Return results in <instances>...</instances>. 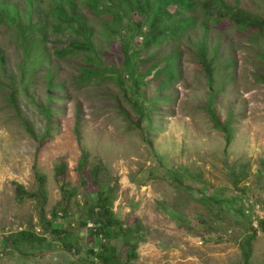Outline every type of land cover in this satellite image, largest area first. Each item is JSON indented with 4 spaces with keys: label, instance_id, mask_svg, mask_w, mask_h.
<instances>
[{
    "label": "rangeland",
    "instance_id": "1",
    "mask_svg": "<svg viewBox=\"0 0 264 264\" xmlns=\"http://www.w3.org/2000/svg\"><path fill=\"white\" fill-rule=\"evenodd\" d=\"M76 1L93 27L105 67H118V35L111 42L103 36L106 14L88 12ZM227 1L264 17V0ZM2 5L14 6L26 23V0H0V12ZM52 5L53 0H34L31 9V21L44 23L47 33L42 62L24 50L41 37L39 29H29L23 41L0 13V264H97L94 253L104 237L92 223H81L99 189L109 192L114 218L130 227L127 237L136 244L131 256L121 237L111 241L109 252L118 264H244L240 244L253 231L250 224L256 235L249 264H264V229L258 225L264 220V32L241 35L226 18L209 21L203 31L200 17L178 41H163L154 48L155 58L178 48L176 79L158 92L159 69L145 71V108L157 95L166 100L155 103L137 127L127 71L123 84L107 73L82 80V67L90 65L85 58L96 57L81 50L55 54L80 37L52 31ZM203 38L212 83L196 49ZM48 71L60 86L49 87ZM13 89L18 112L10 101ZM210 91L215 118L220 124L229 120V145L208 112ZM48 104L49 123L41 110ZM81 149L88 153L83 178L77 172ZM61 160L67 169L57 180L54 167ZM34 162L46 175L45 199L20 201L16 184L30 192L38 187ZM62 182L74 194L67 215L52 220ZM52 228L63 231L58 236ZM21 230L29 232L22 240Z\"/></svg>",
    "mask_w": 264,
    "mask_h": 264
},
{
    "label": "trees",
    "instance_id": "2",
    "mask_svg": "<svg viewBox=\"0 0 264 264\" xmlns=\"http://www.w3.org/2000/svg\"><path fill=\"white\" fill-rule=\"evenodd\" d=\"M30 10L25 13L26 23L22 24L20 21V15L14 6H1V15L7 20V22L17 29L18 36L20 38L25 37V34L29 29L38 28L41 32V37L31 41L29 45H25L24 50L27 52L32 51L35 58L42 62L45 59L44 46L41 43L45 41L47 33L45 31V24L38 23L35 26L31 21V9L34 0H26ZM39 2V0H36ZM86 11L91 13H103L106 14V20H102L103 23V36L108 41L115 39L114 35H118L120 41V48L118 50L120 65L117 67L114 64H110L105 67L104 60L98 53L94 42L92 41L93 27L89 24L88 16L78 10V2L76 0H53V5L49 7L50 13L53 15L54 22L51 23L52 31L55 33H63L65 30L76 37H80L78 41L68 43L63 48L55 49V54L64 55L67 52L81 50L87 55H93L95 58L87 56L85 58L88 65H94L97 60V66H85L82 67V73L80 79L86 80L94 75L105 78L107 73L108 78L114 80L118 84H123L124 75L123 72L129 73L130 91L133 97V108L137 114L135 119V125L141 127V121L145 117H149L150 112L155 110L153 106L159 101L166 100V97L157 95L153 100H149L152 104L145 108L147 99L144 98L143 92L140 90L143 79H145V71L147 73L152 69L158 70L160 75L157 79L156 91L160 92L167 85H169L174 79H176L177 61L180 57V51L178 48H173L168 54H165L161 59L156 60L155 56L157 51L154 48L158 47L163 41H178L180 37L188 30L189 27L195 26L200 17L203 20L200 21V25L203 31L207 29L209 21H220L226 18L231 25L237 27V30L244 35H248L250 32H264V17L258 16L247 9L239 6L238 3H232L227 0H80ZM79 1V2H80ZM65 3L70 7L69 12L66 10ZM172 5L173 8H170ZM85 12V11H84ZM125 22H122V19ZM120 29L126 30L123 33ZM141 38L139 46L135 48V40ZM23 40V38H22ZM24 41V40H23ZM198 50L199 60L203 68L205 69L207 78L210 83L212 79L210 74L212 67L206 57V43L205 39H201L196 46ZM215 55H212L214 59ZM163 61V62H161ZM4 56L0 51V68L3 67ZM47 78L49 80V87L60 86V84H52V72H47ZM145 83V82H144ZM17 90L13 89L10 93V101L18 112V106L16 101ZM214 91H210V98L208 101V112L211 114L212 119L216 127L224 131L226 145L232 140V133L229 128V120L220 124L214 116V111L210 108L213 102ZM49 100L54 99L51 95L48 96ZM144 107V108H143ZM48 123L52 114V109L48 104L45 107H41ZM49 131V128H48ZM77 133V130H76ZM47 133L44 134L42 139L47 137ZM78 142L79 137L77 138ZM88 164V153L86 150L81 149V162L77 166V172L81 178L84 177L85 169ZM264 166V161L262 162ZM67 164L61 160L54 167V176L57 180H61L65 175ZM33 170L35 177L38 181V187L36 191L30 192L25 190L21 185L16 184L15 191L18 200L25 198H33L39 202H43L45 199V184L46 175L41 173L37 168L35 162L33 163ZM100 168L95 166L91 170V176L96 178ZM60 190L62 198L52 208L51 219L55 220L59 214L66 216L68 212L69 201L74 194L69 190L62 182L60 184ZM223 203L224 200H219ZM43 207V206H42ZM87 222L92 223L91 227L96 233L101 234L103 243L98 252L94 253L97 259V264H118V257L115 252H109L110 243L115 238L121 237L123 242L130 249L131 256L134 255L136 244L127 237L131 233V229L128 226L118 225L114 218L113 211L111 209V199L107 190H98L96 193L95 202L88 205L86 208V217L84 218L83 226L87 225ZM258 225L264 229V220H259ZM118 226V227H117ZM117 227V228H116ZM253 231L243 240L240 244L243 255V263L249 264V257L251 254V242L256 235V230L251 226ZM58 236L63 230L59 228L51 229ZM28 233L21 230L18 233V238H27ZM65 244H68L67 240L63 239ZM70 246V245H69Z\"/></svg>",
    "mask_w": 264,
    "mask_h": 264
}]
</instances>
